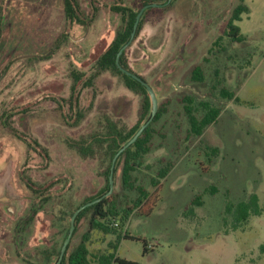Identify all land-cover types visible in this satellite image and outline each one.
<instances>
[{
	"label": "rangeland",
	"instance_id": "374dc122",
	"mask_svg": "<svg viewBox=\"0 0 264 264\" xmlns=\"http://www.w3.org/2000/svg\"><path fill=\"white\" fill-rule=\"evenodd\" d=\"M79 2L89 16L93 6L99 8L85 27L66 20L63 0H0V76L6 72L0 82V264L56 262L67 215L106 183L103 154L84 159L72 145L105 131L106 118L123 129L139 121L142 97L119 77L106 72L93 86L85 83L121 25L111 6L141 9L144 2H166ZM239 3L172 0L146 14L126 50L127 62L166 112L154 125L152 151L134 176L152 192L159 170L168 163L172 169L161 180L150 215L136 210L123 231L105 234L89 231L88 214L71 249L88 231L92 254L112 252L110 245L118 243L117 255L139 264H264V0L245 1L249 14L237 25L246 41L233 43L227 24ZM198 65L203 83L191 79ZM73 72L82 75L80 81ZM218 79L222 83L214 85ZM74 85L78 105L71 102ZM222 87L234 92V100L221 96ZM184 97L197 107L202 102L222 109L199 138L187 134ZM5 117L18 136L4 126ZM209 148L220 152L211 156ZM121 172L122 165L114 193L125 205L138 193L123 190ZM253 194L263 213L235 223L228 206ZM197 196L202 206L191 212Z\"/></svg>",
	"mask_w": 264,
	"mask_h": 264
},
{
	"label": "trees",
	"instance_id": "16d2710c",
	"mask_svg": "<svg viewBox=\"0 0 264 264\" xmlns=\"http://www.w3.org/2000/svg\"><path fill=\"white\" fill-rule=\"evenodd\" d=\"M162 1L167 2V0ZM238 1L240 3L233 9L232 16L227 24V37L233 43H243L246 41V37L241 34V29L237 23L242 21V16L244 14H249V9L245 4V0ZM154 3L155 2H151L149 4ZM146 5H148V3L144 2L142 8ZM141 9H135L123 4H114L111 6V12L120 16L121 25L117 29L115 37L110 46L98 59L93 74L85 83L88 87L93 86L94 81L106 72L119 77L124 82L127 89L142 97V111L140 113L139 121L134 127L130 129H123L120 128L119 125L114 121L106 118L105 131L96 132L90 137L89 140L81 139L79 142L72 145L74 148H76L80 157L84 159L94 158L99 152L103 154L102 162L105 166L104 176L106 183L101 192H99L96 196L90 197L89 199L82 202L67 215L68 225L64 230V240L68 235L71 225L69 219L71 220V217L75 211L85 203L94 201L108 192L110 167L114 156L126 143L132 139L141 126L144 125L151 116V101L147 90L134 79L123 74L116 65L117 54L120 49L129 41L136 17ZM92 10L93 13L91 16L86 15L79 0H63V11L65 18L70 24H77L84 27L88 26L89 23L97 17L99 8L93 6ZM150 11H152V9L146 10L143 13L134 41L137 39L143 28L146 14ZM120 64L124 69L136 74L128 65L126 51L120 59ZM72 74L75 82L81 80V74L75 72ZM141 78L146 81L143 77ZM191 79L194 82L200 83L205 81L204 70L202 66L198 65L192 69ZM221 83L222 81L218 79L214 85H219ZM220 94L223 98L229 101H232L235 98L234 92L228 91L225 87L221 88ZM71 102L72 105L73 103L74 105L79 104V95L76 94L75 85L72 87ZM181 102L184 104V111L189 123V130L187 131L189 138L201 137L206 128L218 121L222 110L221 108L213 107L209 103L202 102L199 103L197 107L195 106L194 99L191 97H184ZM165 112L166 109L159 107L158 113L151 125L144 131L142 136L135 144H133L121 154L116 163L114 180L116 179L119 166L122 165V188L124 191L137 192L138 197L133 202L131 201L130 203L123 205V203L119 200V196L116 193H113L112 196L104 199L102 202L87 208L79 215L76 220V230L74 235L77 233L79 223L88 214L91 215L88 228L89 231L95 230L109 234L111 232H115L116 229H122L123 231V229L129 223L134 211L137 210V212L143 213L147 216L153 212L159 201L161 180H164L169 175L172 165L168 163L165 167L159 170L157 177L152 180V186L154 187L152 192H148L145 188L137 184V179L135 178L134 173L136 172L137 168L144 164L145 157L151 153L155 133L154 125L163 117ZM83 116L84 115L82 112L78 115L79 119H82ZM8 118L9 117H5V121L3 122L4 126H6L16 136H18L12 125L9 123V121H7ZM208 150L210 151L211 156H217L220 152L218 148H209ZM200 206H202V198L201 196H197L192 202V208L189 210L193 212V207ZM227 209L228 212L234 213L235 223L239 225L247 223L251 215L260 216L263 213V209L259 205V198L255 194L251 195L247 202L239 203L236 206L230 205ZM89 237L90 232L87 231V233L83 235L81 242L75 248L71 249L70 244L62 264H139L138 262L119 257L117 255V250L119 247L118 243L110 245L112 252L92 254L88 245ZM123 237L129 238L127 233H124ZM120 238L121 237H119V239ZM60 250L61 248L56 252L57 259L60 254ZM149 251L148 245L145 244L143 254L146 255L149 253ZM50 260L51 258H49V261Z\"/></svg>",
	"mask_w": 264,
	"mask_h": 264
},
{
	"label": "water",
	"instance_id": "95a60500",
	"mask_svg": "<svg viewBox=\"0 0 264 264\" xmlns=\"http://www.w3.org/2000/svg\"><path fill=\"white\" fill-rule=\"evenodd\" d=\"M172 0H167V2L163 5H160V4H148L146 6H144L141 11L139 12V14L137 15L136 17V21H135V24H134V27H133V31L131 33V36H130V39L129 41L120 49V51L118 52L117 54V57H116V65H117V68L123 73L125 74L126 76L128 77H131L132 79H134L136 82H138L140 85H142L148 92V95H149V98H150V101H151V116L149 118V120L141 126V128L137 131V133L132 137V139L126 143L119 151L118 153H116V155L114 156L113 160H112V163H111V167H110V174H109V190L106 194H104L103 196H101L100 198L94 200V201H91V202H88V203H85L84 205H82L81 207H79L75 213L73 214V216L71 217V220H70V229H69V232H68V235L66 237V239L64 240V243L61 247V251H60V254H59V257L57 259V261L54 263V264H62L63 262V259L66 255V252L68 250V247L72 241V238L74 236V233H75V230H76V220L77 218L79 217V215L84 211L86 210L87 208L95 205V204H98L100 202H102L104 199L110 197L113 195L114 193V190H115V180H114V176H115V167H116V163L119 159V157L121 156L122 153H124L128 148H130L133 144H135L138 139L142 136V134L144 133V131L151 125V123L153 122L154 118L156 117L157 113H158V110H159V103H158V98H157V95L155 93V91L152 89V87L146 82L144 81L141 77H139L138 75L124 69L121 64H120V59L122 57V55L124 54V52L129 48V46L133 43L134 39H135V36H136V33H137V30H138V26H139V23H140V20L143 16V13L146 11V10H149V9H155V8H162V7H165L167 5H169L171 3ZM5 73H3L1 76H0V82L3 80V78L5 77Z\"/></svg>",
	"mask_w": 264,
	"mask_h": 264
},
{
	"label": "flooded vegetation",
	"instance_id": "af4514ba",
	"mask_svg": "<svg viewBox=\"0 0 264 264\" xmlns=\"http://www.w3.org/2000/svg\"><path fill=\"white\" fill-rule=\"evenodd\" d=\"M63 243H64V241H63ZM71 244V243H70ZM63 245V244H62ZM62 247V246H61ZM61 251V250H60ZM47 253V252H46ZM67 253V252H66Z\"/></svg>",
	"mask_w": 264,
	"mask_h": 264
},
{
	"label": "crops",
	"instance_id": "0c3cea01",
	"mask_svg": "<svg viewBox=\"0 0 264 264\" xmlns=\"http://www.w3.org/2000/svg\"><path fill=\"white\" fill-rule=\"evenodd\" d=\"M246 1V0H245Z\"/></svg>",
	"mask_w": 264,
	"mask_h": 264
}]
</instances>
